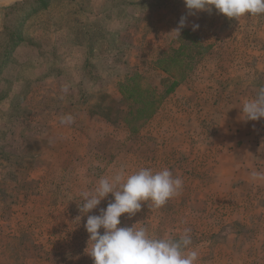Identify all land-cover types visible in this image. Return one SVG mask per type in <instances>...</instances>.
Returning <instances> with one entry per match:
<instances>
[{
  "label": "rangeland",
  "instance_id": "1",
  "mask_svg": "<svg viewBox=\"0 0 264 264\" xmlns=\"http://www.w3.org/2000/svg\"><path fill=\"white\" fill-rule=\"evenodd\" d=\"M186 14L183 0H0V264H93L80 193L121 167L183 186L119 226L190 229L196 264H264V118L240 109L264 86V15L200 11L178 38Z\"/></svg>",
  "mask_w": 264,
  "mask_h": 264
},
{
  "label": "clouds",
  "instance_id": "2",
  "mask_svg": "<svg viewBox=\"0 0 264 264\" xmlns=\"http://www.w3.org/2000/svg\"><path fill=\"white\" fill-rule=\"evenodd\" d=\"M183 3L187 14L181 16L177 27L170 31L178 38L187 26V17L200 11L211 12L214 8L236 20L246 15H264V0H183ZM191 28L195 31L199 24L193 22ZM240 109L241 119L245 122L264 118V86L257 90L254 98L244 101ZM73 122L71 114L60 118L61 124L71 125ZM182 186V179L174 176L168 168L154 171L146 167L128 173L121 167L111 176L101 177L93 188L82 191L78 208L82 216L86 215L84 228L89 234L86 248L91 242L86 254L93 264H196L198 252L188 250L192 243L190 229L173 238L171 235H150L143 226H119L122 214L131 218L141 210L142 202H151L152 206L159 208L177 195ZM108 194L112 199L106 207L99 209V214L87 215L97 209ZM100 229H103L102 233Z\"/></svg>",
  "mask_w": 264,
  "mask_h": 264
}]
</instances>
